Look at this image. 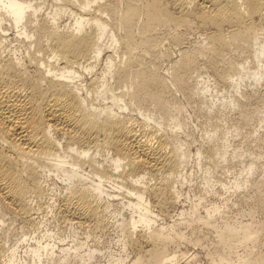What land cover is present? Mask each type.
<instances>
[{
  "label": "bare ground",
  "instance_id": "obj_1",
  "mask_svg": "<svg viewBox=\"0 0 264 264\" xmlns=\"http://www.w3.org/2000/svg\"><path fill=\"white\" fill-rule=\"evenodd\" d=\"M192 27L202 40L180 47ZM263 38L264 0H0V264H84L100 252L92 244L81 251L85 242L73 239L64 245L52 229H39L34 213L43 200L56 216L90 231L113 220L120 255L113 259L108 252L106 264H202L196 253L181 251L182 244L205 249L208 264H264V150L246 155L234 177L233 192L249 190L235 202L237 216L226 205L200 214L198 201L188 217L180 210L168 221L182 202L178 184L186 178L182 164L189 154L176 133L162 130L171 121L176 129L185 127L175 91L192 103L207 89L197 86L201 80H189L200 60L218 85L237 88L245 76H262L245 63L263 60ZM166 39L178 46L179 56L163 67L170 57ZM238 52L239 60L233 58ZM259 96L256 90L238 97L243 102L234 96L243 126L264 112L258 106L263 99L251 107ZM204 97L195 104H205ZM165 113L168 124L167 114L155 118ZM217 119L215 125L208 119L207 142L194 155L213 165L228 160L220 131L227 124L219 128ZM243 152L233 150V158L246 157ZM16 220L23 225L11 240Z\"/></svg>",
  "mask_w": 264,
  "mask_h": 264
},
{
  "label": "rangeland",
  "instance_id": "obj_2",
  "mask_svg": "<svg viewBox=\"0 0 264 264\" xmlns=\"http://www.w3.org/2000/svg\"><path fill=\"white\" fill-rule=\"evenodd\" d=\"M190 30L186 31V34L184 36V38L185 37L186 38L183 40L185 43L182 42L180 47H185V46L187 47L188 45L189 46L190 45L194 46L196 44V42L198 43L199 41L202 40L203 35H202L201 31H199L197 29H194L193 27ZM200 38H201V40H200ZM196 39H197V41H196ZM193 40L195 41V44H194ZM164 41H165L164 42L165 46L168 45L167 48L169 50V56L170 57L166 58L165 59L166 61L163 60V63H162L163 67H164V65L166 66L167 64H170L173 58L175 60L177 58V56H179V51L177 50L178 46L173 44V42L171 40H169V39H166ZM166 41H167V43H166ZM169 41H171L172 43L169 42ZM242 52L240 51V54ZM236 54H239V52L235 53L233 56H235ZM243 54L246 55L245 52L242 53V55ZM236 56L233 57V58L239 60L240 56L238 55L237 56L238 58ZM104 57L105 56L100 58L101 61L99 62L100 64H99L98 68L100 66H103V64H104L103 61L104 60H102V59H104ZM261 59H263V60H260L259 62L255 61V60H254L255 61L254 62L252 60L254 63L249 61V59H248L246 61V63H245V66L248 68L249 71H252L253 69H255V67L258 70H262L263 71L262 76H245L240 81V83H239L237 88H233L231 86H226V85H222V84L221 85L219 84L220 85L219 86L217 84V82H213L211 80V78L213 79V77L210 74H208L207 72H206L207 74L204 73L206 71L205 70L206 68L205 67L203 68V65L201 64V60L200 61L198 60L199 63L197 64L196 68L199 71L197 72V69L195 68V70H194L195 72L193 71V72H191L192 74H190V76H193V77H190L189 80H190V82H193L194 79L201 80L200 83H198L197 86L199 87L203 83L207 87V89L204 90L202 93L199 92L200 94L194 95L192 97L195 100H197V99L199 100V98L203 94L205 96L203 98L205 104L201 105L200 102H198V101H197L198 103L195 104L196 103L195 100L194 101L192 100L194 103L193 102L192 103H188L190 101V99H189V101H187V98H186V101H187L186 102L185 98H184L185 96L182 93L175 91L177 96L174 94V98H177V99H178V97H179V99L181 98L180 100L178 99L179 100L178 102H180L181 105L184 104V105H182V106H184L183 107V114H181L182 113L181 112L180 114L182 116H179V117H181V119H183V117H184L183 121H186L187 125L185 124L184 129L183 128L182 129H176L173 126V122L171 121V123H170V121L168 119L169 118V115H168L169 113H165L163 116L162 115L161 116L160 115H155L156 116L155 118H157V116H158V118L160 117L159 119H162V117H165L166 114L168 115V116L166 115L167 118L165 117L166 119H168V121L165 119L164 122L167 121V124L169 122L170 125L168 124L166 126V124L164 123V125H163L164 129L162 128V130H165V128H166L165 132L167 134H170V135L172 133L173 134L176 133L177 137L179 136L177 141L179 140L181 142H184V145L182 146V148H185L186 150L187 149L189 150V152L187 150V153L189 155H187L186 158H185L186 160H184V162H186V163H185V165H183L184 163L182 164V166L186 167V168H184V171H183V173L185 172L184 176L186 178L182 179L181 184H178V188L180 189V187H181L180 190H181V192L183 194L182 197L180 198V200H182V202L178 203L176 210H174V212L172 214L173 217L172 218L168 217L169 218V219L167 218L168 221H170L171 219L176 218L177 217L176 213L179 212L180 210H182L184 212V215L182 217H188V213L190 212V210H189L190 205L196 204L198 201H200V203L197 205V212L200 213V214H205L204 209L206 207H209V206H212V205H217V206H219V210H221V205H222V207H224L226 205V207H229L228 208L229 215L237 216V213L235 211L238 208L239 204L237 205V203H235V202H238L239 199L241 198V195L246 193V192H249V190H248V188H239L235 192H233V188H231L232 182L234 180V177L239 175V173L241 172V169L243 168L242 166H244L243 164L246 163V161L249 160L248 157L253 156L255 153H257V152H259L261 150H264V136H263V138L261 137L262 136L261 134L262 133L264 134V112H258L257 117H255L256 119L255 118H254L255 120L253 119L255 122L252 120L251 123H249L250 126H249V124H247V126H245L246 124H244V126H243V123L240 121L239 118H237V116H239L238 113H237V112H239V110L237 109L238 107L236 106V104L232 103V100H233L234 96L236 95L237 98H235V99L240 100V101L243 102V99H239V98L244 97V94L246 93V91L247 92H251L253 90L258 91V93L261 94V97L259 96L260 99L257 100L258 102L256 100H253L255 103H251L250 102L252 104L251 107H254L253 106L254 104H259V101H261V99L264 100V64H263L264 56L261 57ZM201 65H202V67H200ZM167 66H169V65H167ZM198 66H199V68H198ZM253 66H254V68H253ZM164 69H162V70L165 71ZM202 69H204L205 71L202 70ZM204 75H205V77H203ZM208 76H209V78H208ZM192 78H194V79H192ZM250 83H252V84H250ZM215 84H217V85L214 86ZM221 86H223L224 88L223 87L221 88ZM225 88L227 89V91H225L226 90ZM231 88H233V89H231ZM257 88H258V90H257ZM240 89H241V91L243 90L242 93L245 92L243 95H241ZM172 92L174 93V91H172ZM172 92H170L171 93L170 95H172ZM210 92H211V94H210ZM225 92H227V93H225ZM232 93H234V94H232ZM198 96H200V97H198ZM262 96H263V98H262ZM181 100H182L183 103L181 102ZM225 103H226V105H225ZM209 104H211L210 108H209V106H207ZM230 104H231V106H230ZM223 105H225V106H223ZM260 105L261 106L263 105V107H261V108L264 109V102L261 101L258 106H260ZM196 106H199V107H197V109H196ZM198 108L201 111H199ZM196 110L199 111L201 114L199 112H197ZM214 110H216L217 113L219 112V110L220 111L222 110L221 112L224 111L223 113H221V115L223 114L224 117L221 116V115H220L221 116L220 117L219 114H217L216 111H214ZM170 111L173 112L172 110H170ZM205 113L207 115H209L208 117H210V118L205 116L206 115ZM236 113H237V115H236ZM131 114H133V116H136V118L138 120H140V119L143 120L144 119L143 116L138 114L136 111H133ZM213 114H215V115L213 116ZM216 114L219 116V118L217 117ZM210 115H212V117ZM226 115L229 116V118L228 117L225 118ZM232 115L235 116L234 118H236V119H234V118L231 119V117H233ZM206 118H207V121L205 120ZM211 118H212V121L210 120ZM214 118H216V119L218 118L217 119V121H218L217 125L219 124L218 127L220 125H221V127H223L226 124L228 125V123L230 125V127H229V125L228 126L226 125L223 128L219 127V128H221L220 131L225 132V134H224L225 136L224 137L226 139V151H227L225 156L227 157L228 160H226V161H224L222 163L221 162L222 160L221 159L218 160V157H215V158H217L216 160H218V161H216L215 158H212V160L214 159V162L216 161V163H218L220 161L218 164L215 163V165L217 167H215V165H213L214 163L211 161V159L209 160L207 157H206V159L202 158V157H205L203 154L201 155L202 157L200 156L198 159L196 158L197 156L195 155V148H197L200 144H205L207 142L206 141L207 139H204V138H206V135H207L206 133L210 132L209 131L211 129L210 126L212 125L211 123H213V122L216 123V119H214ZM208 119L211 121L210 123L208 122L209 121ZM227 119H230V121L228 120L229 122L228 121L226 122ZM238 119H239V121L233 122V121H236ZM258 119H260V120H258ZM147 122L148 123L150 122V125H156L157 126V124L155 123L154 120H148ZM239 122H241V123H239ZM208 123L211 124V125L209 126ZM215 123H213V124L215 125ZM238 123L240 125H238ZM231 124H233V125H231ZM235 124H237L238 126L237 125L234 126ZM205 126L207 128H209V129H207ZM242 126H243V128H242ZM228 127L230 129L231 128L232 129L231 130L230 129H226ZM238 127H240L241 130H239L240 128H238ZM236 128L238 130L237 132H235ZM223 130H225V131H223ZM229 130H230V132H232V130H233V132L229 133ZM254 130H256V132H254ZM238 133H240V134H238ZM217 134L219 135L220 133H217ZM248 134H249L250 137L249 136L245 137ZM219 137H220V135H219ZM184 138L186 139V141H184L185 140ZM241 138H242V140H241ZM239 140H241V142L243 144ZM237 142H239V143H237ZM238 147H239V149H238ZM233 150H236V151L238 150L239 152H243L244 151L243 154L245 156L246 155L248 156L249 154L251 156H248V157L247 156L246 157L243 156L244 158H246V160L243 157H241L240 159L243 158V160H244V162L242 163L243 160H240L239 158H237V159L233 158V156H234ZM229 154H230L231 157L229 156ZM230 158H232L231 161L233 160L236 163H234L233 161L230 162V160H229ZM238 159L240 160V162H239ZM200 160H202V161H200ZM263 160L264 159H260L259 164L261 162H263ZM205 161L209 162V163L212 162L211 163L212 165H210V164L207 165ZM227 162H228V164L231 163V165L234 163V166L233 165L231 166L230 164L227 165L226 164ZM224 163H225V165H224ZM237 163H239V164H237ZM209 165L212 167V169L210 167L209 172H207L206 171V167L209 166ZM222 165L224 166V168H221V167H223ZM226 165L228 166V169L226 168ZM213 166L215 167L214 170H213V168H214ZM229 166H231V168ZM232 167H234V168H232ZM258 167L260 168V165ZM223 169H225V170H223ZM238 169H240V170H238ZM210 171H211V173H210ZM255 171L253 172L254 175H256V176H257V174L259 175V173H258L259 171L257 169ZM242 173L244 174V172H242ZM254 175L251 174L250 178L252 176L255 177ZM55 178L56 177L54 176L52 181H54V183H56V185H59V187L55 186V184L53 182H52L53 184L52 183L50 184V187H52V185H54V188L52 187V190L54 191V193H53V191H51L52 195L56 194V196H58L60 194V192H61V187H60L61 186V184H60L61 182H60V180L58 178H56V179ZM207 180H208V183H207ZM223 183H224L225 187L222 186ZM56 187H58L57 190L59 189L60 192H58L59 190L58 191L56 190ZM51 192H50V194H51ZM53 196H55V195H53ZM50 197H51V195H50ZM200 197H203V198L200 199ZM115 199L120 200L119 196H116ZM48 200H49L48 202L51 201V199H48ZM43 201H44V203H43ZM43 201H42L43 207H42V205L39 206V207L42 208V210H41V208L38 207L39 209H37V207H36L35 209H36L37 212L35 211V213H34L35 220L36 221L37 220L41 221V223L39 224V226L41 228L39 227V229H42V228L43 229L47 228L49 230L52 229V232L57 233V235H59L60 238H62V239L64 238V240H63L64 242L62 241V243L64 245H66L67 243H71L72 239L75 240L76 242L78 241L80 243H84L85 242L84 246L81 248V251H82V249L90 247L91 244H92L91 247L97 246L100 249V252H96L93 255V258L90 261H86L84 264H106L107 260L110 259V255L108 254V252H110L112 254L113 259L117 258L120 255L119 245H118V241L116 240V238L119 239L118 237H121V236H120V232H118L119 230H117V227L115 225L114 226L116 228L113 226V224H112L113 220L110 219L111 222L109 223V225H106V227H104V230H103V228H101V231H100V229L98 228L97 230L96 229L95 230L92 229L93 231L92 230L90 231V229L88 230V226H86L85 224H81V223L79 224V223H75V222L73 223V221H72V225L73 224L74 225L73 226L70 225L71 221H68V220L65 221L64 219H61L60 217L56 216V214L53 212V210L50 211V208L47 207V204L45 203V200H43ZM40 212H42V213H40ZM52 214H53V218L51 216ZM45 215H46V217H44ZM8 217L9 216L6 215L5 219H7ZM5 222H7V221H5ZM13 222H12L13 225H10L12 230L9 227L10 228L9 233L11 232L9 234L10 235L9 237H10V239L12 238L14 240V238L16 239L19 236L17 234L21 232L20 231L21 230L20 227L23 225V223L20 220H16V222L15 221H13ZM76 224H79V225L76 226ZM86 228H87V230H85ZM79 229H80V231H79ZM73 230L75 231L76 234L74 233ZM73 233H74V235H73ZM93 233H94V236H93ZM87 235H88V237H86ZM71 237H73V238H71ZM86 243H87V246H86ZM60 244H61V242H60ZM93 244H95V245H93ZM180 249H181V251H184L185 254H187V255H189L191 253H196L198 259L201 261L202 264H208V263H206V257L204 255L205 249H203L201 246H198V245L193 246V245L182 244V245H180ZM187 260H188V264H190L189 259H187ZM183 262L184 261L182 260V261L179 262V264H184ZM73 264H80V261L75 259Z\"/></svg>",
  "mask_w": 264,
  "mask_h": 264
}]
</instances>
